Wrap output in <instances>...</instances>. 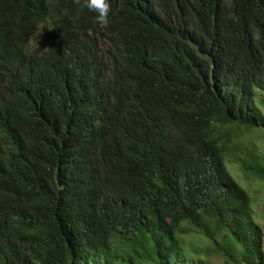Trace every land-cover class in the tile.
Segmentation results:
<instances>
[{
    "label": "trees",
    "instance_id": "16d2710c",
    "mask_svg": "<svg viewBox=\"0 0 264 264\" xmlns=\"http://www.w3.org/2000/svg\"><path fill=\"white\" fill-rule=\"evenodd\" d=\"M109 3L0 0V264H264V0Z\"/></svg>",
    "mask_w": 264,
    "mask_h": 264
},
{
    "label": "rangeland",
    "instance_id": "374dc122",
    "mask_svg": "<svg viewBox=\"0 0 264 264\" xmlns=\"http://www.w3.org/2000/svg\"><path fill=\"white\" fill-rule=\"evenodd\" d=\"M239 138L232 139L238 146L237 154L245 159L248 153H254L259 158L264 157V130L239 128ZM231 146H233L231 144ZM224 164L233 179L247 192L252 203L255 221L264 229V181L251 179L244 176L238 166L231 163L229 158L224 159ZM186 247L194 250L197 254L205 255V259L213 264H225L219 255L208 253L211 250L209 242L194 234L184 237Z\"/></svg>",
    "mask_w": 264,
    "mask_h": 264
},
{
    "label": "clouds",
    "instance_id": "9594fccd",
    "mask_svg": "<svg viewBox=\"0 0 264 264\" xmlns=\"http://www.w3.org/2000/svg\"><path fill=\"white\" fill-rule=\"evenodd\" d=\"M77 3L80 0H76ZM84 7L96 13L95 22L101 27L105 28L109 23V14L111 6L109 0H84Z\"/></svg>",
    "mask_w": 264,
    "mask_h": 264
}]
</instances>
